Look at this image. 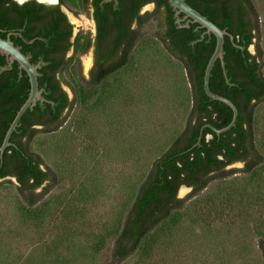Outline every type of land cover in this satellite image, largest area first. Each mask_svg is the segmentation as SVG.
<instances>
[{
	"label": "rangeland",
	"instance_id": "374dc122",
	"mask_svg": "<svg viewBox=\"0 0 264 264\" xmlns=\"http://www.w3.org/2000/svg\"><path fill=\"white\" fill-rule=\"evenodd\" d=\"M264 77V0H251ZM73 29L86 31L89 10H63ZM139 29L129 66L104 82L102 100L87 105L77 97L88 80L91 50L74 56L59 77L72 103L56 130L39 132L29 150L54 176L34 191L33 216L14 178L0 180V264H99L111 259L113 235L151 163L183 129L191 92L185 72L158 41L161 11ZM73 17V18H72ZM258 48V49H257ZM256 141L264 151V102L255 112ZM211 182L169 220L171 235L128 264H264L255 225L264 224V167ZM49 184V185H48ZM46 189V191H45ZM190 189L180 188L184 199ZM264 226V225H263Z\"/></svg>",
	"mask_w": 264,
	"mask_h": 264
},
{
	"label": "trees",
	"instance_id": "16d2710c",
	"mask_svg": "<svg viewBox=\"0 0 264 264\" xmlns=\"http://www.w3.org/2000/svg\"><path fill=\"white\" fill-rule=\"evenodd\" d=\"M60 2L64 4L65 0ZM118 2L114 12L116 21L111 25L114 34L107 43V34L98 33L101 38L97 49L104 52L103 59L99 61V57L95 56L98 73L78 88L80 101L87 105L98 104L107 89L102 87L104 82L129 66L139 29L150 19V15L139 19L138 29L131 40L122 19L125 15L137 18V10L148 2L154 3V13H162L158 41L182 66L191 92V107L183 129L151 163L121 226L113 235L108 263L128 264L135 257L157 247L162 238L173 233L171 228H165L166 224L174 219L190 198L211 182L234 175L235 170L226 169L228 166L240 163L244 174H252L264 167V151L257 146L255 121L257 107L264 102V77L259 49L257 55L248 50L254 45L258 31L257 14L251 0H186L191 8L233 36L234 45L228 37L224 38V67L219 60L214 63L208 85L212 93L230 100L238 113L233 128L219 136L204 128L199 145L194 146L205 124L221 129L232 118V112L226 105L210 100L203 90L204 70L215 47L214 36L204 34V30L196 24L178 28L167 0H131L130 6L124 5L123 0ZM33 3L18 5L12 0H0V37L5 39L7 34H11L14 46L29 57L32 65L44 63L38 70L37 78L44 101L24 113L10 137L12 145L0 156V180L15 179L24 202L22 214L26 218L33 216L32 208L38 201L34 191L48 181L53 184L54 176L49 170L41 168V158L29 150V144L39 130L26 127L25 121L34 113V124L40 125L43 133L52 132L63 123V110L72 105L66 102L64 93L57 94L60 78H55V74L60 77L71 62V59H64L69 49L66 42L69 33L62 27V16L47 20L46 14L40 13L44 8ZM34 22L41 23L42 27L34 30ZM102 24L104 26L99 25V30L105 32V24ZM80 39L81 36L77 38L75 47L77 53L85 52L88 47V39L84 38L86 41L82 44ZM109 60L112 63L105 67ZM5 66L6 58L0 56V69ZM28 92V79L24 72L18 70L16 63L9 70L0 72V145ZM207 135L211 138L207 139ZM182 186L189 188L190 193L179 199L177 193ZM263 225H255L254 230L258 237L257 247L264 260ZM99 264L106 263L102 261Z\"/></svg>",
	"mask_w": 264,
	"mask_h": 264
},
{
	"label": "water",
	"instance_id": "95a60500",
	"mask_svg": "<svg viewBox=\"0 0 264 264\" xmlns=\"http://www.w3.org/2000/svg\"><path fill=\"white\" fill-rule=\"evenodd\" d=\"M17 4H23L24 2L28 0H24L23 3H21L18 0H13ZM112 0H104V2H110ZM116 1V0H114ZM168 4L172 8L174 12V23L177 25L178 28H188L189 24H196L199 29L204 30V34L212 35L215 38V47L214 50L206 64L205 70H204V76H203V90L205 95L212 101H217L220 103H223L226 105L232 112V118L230 123L221 129H216L210 124H205L201 130L200 134L197 140V143L194 146L199 145L201 136H202V130L204 128L210 129L213 133H215L217 136L220 134H223L227 131H229L231 128L235 126L236 120H237V109L234 106V104L228 100L225 97H222L220 95L214 94L209 89V76L211 69L214 65V63L219 60L221 62L222 68L223 66V45H224V38L228 37L230 41L233 43V36L228 33L225 30H221L218 26H216L214 23L209 21L206 17L201 15L199 12L191 8L187 3L186 0H167ZM64 10V8H62ZM182 15V17H180ZM186 22L184 25H181L182 22ZM10 35L7 34V37L5 39H2L0 37V56H4L6 58L7 66L2 67L0 69V72H4L6 70H9L13 63L17 64V68L20 72H24L29 83V92L28 97L25 100V102L22 104V106L19 108V110L16 112L13 120L11 121L8 129L5 132V135L3 137L2 143L0 145V156L4 153L6 148L11 146L12 144L9 142L10 137L12 133L15 131L16 127L18 126V123L24 113L28 109H32L38 102H43L44 99L42 98V90H39L38 88V81L37 78L39 76L38 70L41 68V66L44 65V63H38L36 65H32L29 62V57L23 55L20 51V49L16 46H14L13 42L10 40ZM234 45V43H233ZM250 52V49H248ZM207 139H210L211 136L207 135ZM236 164V163H235ZM240 164V163H238ZM232 166V165H230ZM230 166H228L226 169H228ZM181 188L186 189L187 187L182 186ZM189 189V188H188Z\"/></svg>",
	"mask_w": 264,
	"mask_h": 264
},
{
	"label": "flooded vegetation",
	"instance_id": "af4514ba",
	"mask_svg": "<svg viewBox=\"0 0 264 264\" xmlns=\"http://www.w3.org/2000/svg\"><path fill=\"white\" fill-rule=\"evenodd\" d=\"M13 1V0H12ZM33 1V4L36 5H41L44 9L40 11L41 14H46V19L51 20L55 16H62V27H65L67 29V32L69 33L68 39H67V44H69V49L64 55L65 60H70L71 58L67 57V53L70 51L72 55L77 56L79 53L75 51L76 43H77V38L81 36L80 39V44L84 43L88 39V47L87 50H91L90 54V59L87 61L88 65V80H90L93 76L97 75V70L98 66L96 67V55L99 57V61L103 59L104 52L103 51H98L97 45L100 42V34H107V40L106 42H109V39L112 38L114 31L111 28V25L116 21L115 17V11L116 7L118 6V1L119 0H112L110 2H104V0H65L64 4H61L60 0H50L49 2H44L42 0H28L25 3ZM72 1H74L72 3ZM124 5L130 6V1L131 0H123ZM15 2V1H13ZM16 3V2H15ZM23 4H18V5H23ZM104 4H110L108 6H104ZM147 6H153V9L155 10V5L152 2L144 3L136 13L137 18H130L128 15L123 16V23L126 26L127 29V34H128V39H132L134 35V31L138 29V24H139V19L142 17H145L148 15L146 11H143L145 7ZM62 8H67L68 10H71L74 15H77V13L82 12L86 13L88 10L89 14V19L90 23L87 25L88 28L86 31H83L82 29H77L75 32L73 29V24L70 21V18L67 16V14L63 11ZM73 18V17H72ZM102 22L105 24V32H102L99 30V25H102ZM42 27L41 23L34 22V30L40 29ZM110 34V35H109ZM85 38V39H84ZM102 40V39H101ZM106 43V44H107ZM82 54V53H80ZM112 60V59H111ZM112 61H107L105 64V67H108ZM55 78L58 80L59 75L56 73ZM64 93L66 97V102L69 103L70 98L68 94L64 91L61 82L59 84V89L57 94ZM66 112V108L63 110L62 114ZM34 119H36V116L34 117L33 115H29L25 121L26 127L36 129L40 127L38 124H34Z\"/></svg>",
	"mask_w": 264,
	"mask_h": 264
},
{
	"label": "bare ground",
	"instance_id": "6f19581e",
	"mask_svg": "<svg viewBox=\"0 0 264 264\" xmlns=\"http://www.w3.org/2000/svg\"><path fill=\"white\" fill-rule=\"evenodd\" d=\"M18 1H20V0H18ZM42 1H44V2H49L50 0H42Z\"/></svg>",
	"mask_w": 264,
	"mask_h": 264
},
{
	"label": "clouds",
	"instance_id": "9594fccd",
	"mask_svg": "<svg viewBox=\"0 0 264 264\" xmlns=\"http://www.w3.org/2000/svg\"><path fill=\"white\" fill-rule=\"evenodd\" d=\"M20 2H21V3H23V2H24V0H20Z\"/></svg>",
	"mask_w": 264,
	"mask_h": 264
}]
</instances>
